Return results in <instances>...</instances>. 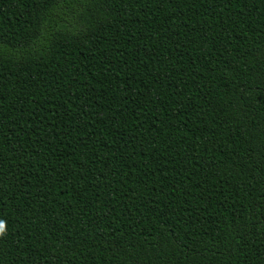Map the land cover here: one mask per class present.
<instances>
[{
  "label": "trees",
  "instance_id": "1",
  "mask_svg": "<svg viewBox=\"0 0 264 264\" xmlns=\"http://www.w3.org/2000/svg\"><path fill=\"white\" fill-rule=\"evenodd\" d=\"M0 264H264V0H0Z\"/></svg>",
  "mask_w": 264,
  "mask_h": 264
},
{
  "label": "clouds",
  "instance_id": "2",
  "mask_svg": "<svg viewBox=\"0 0 264 264\" xmlns=\"http://www.w3.org/2000/svg\"><path fill=\"white\" fill-rule=\"evenodd\" d=\"M6 231V222L0 221V237H3Z\"/></svg>",
  "mask_w": 264,
  "mask_h": 264
}]
</instances>
